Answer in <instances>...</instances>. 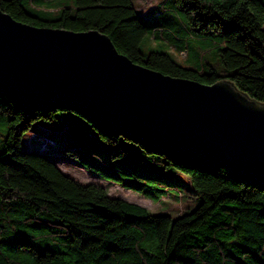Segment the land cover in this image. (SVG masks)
Segmentation results:
<instances>
[{
	"label": "trees",
	"instance_id": "1",
	"mask_svg": "<svg viewBox=\"0 0 264 264\" xmlns=\"http://www.w3.org/2000/svg\"><path fill=\"white\" fill-rule=\"evenodd\" d=\"M59 1L31 0L28 10L22 0H0V9L38 27L98 30L135 63L205 84L226 80L264 103V0H173L193 32L213 34L218 69L184 66L166 51L143 53L149 28L156 36L165 30L146 22L134 0ZM58 110L26 113L0 95L7 124L0 151V264H264V184ZM41 119L67 138L63 152L103 178L159 201L186 175L200 203L173 218L111 196L99 182L75 179L42 150L55 143L54 135L42 132L50 139L46 147L30 139L41 131L33 127Z\"/></svg>",
	"mask_w": 264,
	"mask_h": 264
},
{
	"label": "water",
	"instance_id": "2",
	"mask_svg": "<svg viewBox=\"0 0 264 264\" xmlns=\"http://www.w3.org/2000/svg\"><path fill=\"white\" fill-rule=\"evenodd\" d=\"M0 95L26 113L74 111L264 184V103L226 80L205 84L135 63L98 30L38 27L0 9Z\"/></svg>",
	"mask_w": 264,
	"mask_h": 264
},
{
	"label": "rangeland",
	"instance_id": "3",
	"mask_svg": "<svg viewBox=\"0 0 264 264\" xmlns=\"http://www.w3.org/2000/svg\"><path fill=\"white\" fill-rule=\"evenodd\" d=\"M136 8L141 14L142 18L150 24L163 27L164 32L159 30V35L153 33L152 27L149 28L147 34L141 41L140 49L147 54L151 51H166L175 59L176 62L184 66L198 67L200 63H210L220 67L219 54L217 49V42L213 34L200 35L193 32L183 18L182 11L173 0H134ZM74 1H70V5ZM22 4L26 9H31V0H22ZM154 8L155 10H151ZM156 11L158 13H156ZM171 32L175 40H171L165 33ZM169 38V39H167ZM190 50V55L186 58L182 50ZM59 112L69 110H58ZM76 115H80L76 112ZM5 118L0 115V151L2 150V143L7 134V124ZM49 126V127H46ZM33 127L41 131H36L30 136V139H37L42 147H46L50 143L49 137L42 133L54 135L55 143L43 150L44 153L50 155L58 162V166L62 171L73 176L81 182L95 181L105 186L107 192L111 196L122 197L131 202L138 203L151 211L152 213H168L173 218L178 217L182 213H186L194 209L201 201L200 195L193 189L190 179L186 175L180 174L175 188H170L169 196L159 201L143 196L142 194L133 190L121 187L114 181L108 180L100 176L97 172L91 171L84 166H81L79 159L69 153L62 151L63 142L67 139L64 135L55 133V130L50 127H55L51 121L41 119L33 123ZM30 135L28 131L26 133ZM23 148L27 149L25 143ZM36 149L39 145H36ZM177 189V190H176ZM179 191L181 195L178 194Z\"/></svg>",
	"mask_w": 264,
	"mask_h": 264
},
{
	"label": "crops",
	"instance_id": "4",
	"mask_svg": "<svg viewBox=\"0 0 264 264\" xmlns=\"http://www.w3.org/2000/svg\"><path fill=\"white\" fill-rule=\"evenodd\" d=\"M59 3H61V0L59 1ZM164 32V31H163ZM174 40L176 41V39L174 38ZM182 53L184 54V56H186V58L190 55V50L188 49V50H182ZM204 65V63H200V67L201 66H203ZM196 68H199V66L198 67H196Z\"/></svg>",
	"mask_w": 264,
	"mask_h": 264
}]
</instances>
